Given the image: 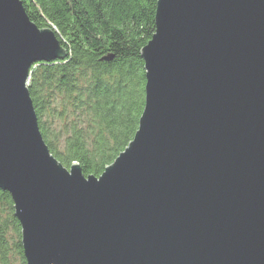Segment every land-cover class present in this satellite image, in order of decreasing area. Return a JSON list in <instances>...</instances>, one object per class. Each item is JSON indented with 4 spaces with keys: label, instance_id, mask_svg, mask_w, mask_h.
Wrapping results in <instances>:
<instances>
[{
    "label": "water",
    "instance_id": "1",
    "mask_svg": "<svg viewBox=\"0 0 264 264\" xmlns=\"http://www.w3.org/2000/svg\"><path fill=\"white\" fill-rule=\"evenodd\" d=\"M154 25L137 130L84 177L26 86L66 50L0 0V190L26 264H264V0H158Z\"/></svg>",
    "mask_w": 264,
    "mask_h": 264
},
{
    "label": "trees",
    "instance_id": "2",
    "mask_svg": "<svg viewBox=\"0 0 264 264\" xmlns=\"http://www.w3.org/2000/svg\"><path fill=\"white\" fill-rule=\"evenodd\" d=\"M19 1L29 20L50 28L67 53L63 62L35 64L27 81L43 142L65 169L76 164L84 177H99L138 127L145 86L140 52L155 32L158 0ZM13 213L9 194L0 190L1 262L5 228L19 235Z\"/></svg>",
    "mask_w": 264,
    "mask_h": 264
},
{
    "label": "rangeland",
    "instance_id": "3",
    "mask_svg": "<svg viewBox=\"0 0 264 264\" xmlns=\"http://www.w3.org/2000/svg\"><path fill=\"white\" fill-rule=\"evenodd\" d=\"M24 12H25V10H24ZM43 29H50V28H43ZM63 60H65V59H63ZM63 60L55 61V62H63ZM42 63L43 64H49V63H44V62H42ZM51 63H54V62H51ZM34 65L35 64H33L28 71V79H29L30 71ZM28 79H27V81H28ZM26 86H27V84H26ZM32 107H33V105H32ZM18 224H19V222H18ZM4 232H5L6 242H7V245H6L7 251L5 252V255H4L6 262H4V261L1 262V260H0V264H22L21 257L19 256L18 250H17V245H18L17 243L20 242V245H21V228H20V225H19V235L16 234L13 227L5 228ZM0 255H1V252H0ZM23 258H24V256H23ZM24 261H25V258H24ZM25 263H26V261H25Z\"/></svg>",
    "mask_w": 264,
    "mask_h": 264
}]
</instances>
